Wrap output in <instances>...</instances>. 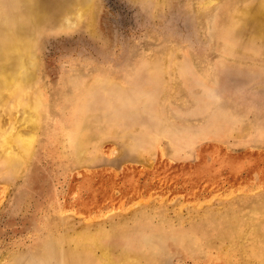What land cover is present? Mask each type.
I'll use <instances>...</instances> for the list:
<instances>
[{
    "label": "rangeland",
    "instance_id": "1",
    "mask_svg": "<svg viewBox=\"0 0 264 264\" xmlns=\"http://www.w3.org/2000/svg\"><path fill=\"white\" fill-rule=\"evenodd\" d=\"M258 1L0 0V40L37 41L46 107L29 168L0 163V264H66L53 236L120 223L160 264L242 263L198 224L264 219V39L234 15ZM21 109L0 108L4 129L25 131Z\"/></svg>",
    "mask_w": 264,
    "mask_h": 264
},
{
    "label": "bare ground",
    "instance_id": "2",
    "mask_svg": "<svg viewBox=\"0 0 264 264\" xmlns=\"http://www.w3.org/2000/svg\"><path fill=\"white\" fill-rule=\"evenodd\" d=\"M253 2L245 3L246 5L239 7L238 10L236 9L234 11V15L238 19L243 21V24L245 26L244 29L245 30L247 29L248 31L247 34H253V32L259 33V35L264 39V25H263L264 24V0L262 1L260 0L257 3H253ZM92 7H93V4L89 3V4L84 5L79 10V13L77 12L80 18L84 19V17H86L88 27L92 26V21L94 20L95 11L92 10ZM5 14L7 16V13ZM13 17H14V14H13ZM36 19L38 21V17ZM226 19L227 18H225V20ZM65 23H68V22H65ZM26 28L28 30V27ZM1 38L2 39L0 40V108L1 107L3 109L5 108V110H8L9 112H11L13 108L22 107L21 120L23 118L27 126L24 132H20L18 130H15L14 128L9 129V130L6 128L4 129L0 123V163L2 161L8 162L11 165V167H13V171H16L17 167L20 164H25V169H27L30 163V158H31L30 155L35 151L37 143L39 141V130H41L40 128L44 126V123L46 121V110H45L46 107L44 105V98L41 92L40 91L35 92L36 89L35 91L33 90L34 91L33 92L31 88L32 82H34V79L36 76L35 72L39 66L38 54L33 49V46H35V43L37 41L34 40L32 36H28V35L20 34V33H14L12 35H8V36L1 37ZM260 42H264V40ZM64 139L65 138L61 140H64ZM75 141H76L75 144L78 147V149H80L82 153L85 152L86 151L85 147H87V144H85L84 138L78 137L76 138ZM78 158H81V156ZM82 159H84V156H82ZM140 214L139 215L137 214L138 216L135 217L134 219L135 222L138 218L140 219L142 217V214L141 215ZM208 215L203 217L204 219L206 218L205 219L206 222H204V224L199 223L198 225L199 226L204 225V227L208 226L210 227L211 230L215 228L219 233H228L232 235V239L230 240V243H234L235 241H238V244H236L237 249L235 250L237 252H241V254L246 257L242 261L241 264H264V226L262 224L264 220L263 218L261 219L260 217L256 219L253 218V220L249 221L246 226L242 227V224H245V223H243L240 218L235 217L236 215L234 214V211L228 210L217 221H215L217 223H214V222L210 223L211 215L209 216ZM201 227L203 228V226ZM127 231L128 230L126 229V227L120 223L119 225L111 226L110 228L98 226V227H95L94 229L84 228L78 231L66 232L61 237V239H63V244L65 243L67 244L65 246L60 243L59 238L57 236H53V240L55 241V244L53 243L51 248L47 249L48 260L49 261L52 260L53 252L55 250H60V251L63 250L64 253L66 254L65 256L66 264H160L161 260L159 259L158 255H156L157 253H148V251H143L142 248L144 247V245L141 244L143 246L138 247L137 243L134 242L135 239L140 238L141 236L133 232L134 234L130 237ZM188 235H193V234L192 232H189ZM188 235L185 234V236L182 237L183 240L179 239V242L182 244V246H183V243L186 242L188 237H190ZM126 239L130 241V243L134 246V248L131 247V248H128V250L126 248H123V249L118 248L117 245L123 246L121 243H126L127 242ZM195 243H196V240H195ZM215 249H216V246H215ZM48 260L47 258L46 260L40 259V262L48 261Z\"/></svg>",
    "mask_w": 264,
    "mask_h": 264
}]
</instances>
